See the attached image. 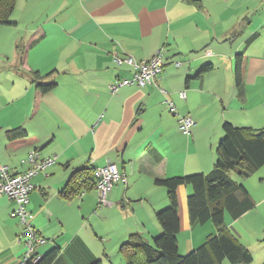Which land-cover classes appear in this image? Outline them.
<instances>
[{
    "label": "crops",
    "instance_id": "1",
    "mask_svg": "<svg viewBox=\"0 0 264 264\" xmlns=\"http://www.w3.org/2000/svg\"><path fill=\"white\" fill-rule=\"evenodd\" d=\"M241 5L239 0L15 1L11 23L0 28V163L22 172L29 166L22 160L32 150L56 156L33 176L27 204L33 226L45 238L39 254L59 247L53 264H115L114 255L131 234L152 243L162 233L157 212L169 199L158 179L210 172L225 121L264 127V43L249 44L253 36H246L257 21L243 19L250 13L257 19V8L247 5L242 18ZM159 51L164 65L157 83L111 92L110 84L133 73L129 65L117 66L114 54L148 60ZM238 53L247 61L241 86L235 83ZM208 63L212 68L194 77L199 68L193 67ZM35 80L55 85L41 93ZM183 90L186 99L180 97ZM186 114L197 122L191 136L179 129ZM18 127L35 138L9 145L7 131ZM108 162L128 177L127 185L109 192L108 204H99L96 188L62 196L75 171ZM192 190L177 189L182 255L218 232L214 223H191ZM16 207L0 196V264L23 257ZM248 213L230 216V222L225 217V223L231 228ZM125 263L122 255L119 264Z\"/></svg>",
    "mask_w": 264,
    "mask_h": 264
},
{
    "label": "trees",
    "instance_id": "2",
    "mask_svg": "<svg viewBox=\"0 0 264 264\" xmlns=\"http://www.w3.org/2000/svg\"><path fill=\"white\" fill-rule=\"evenodd\" d=\"M15 1L0 0V28L4 24L11 23L9 19ZM246 64L244 53H238L235 59L237 86H241L244 82ZM210 68H212L210 63L202 65L194 77L202 76ZM36 73H34L35 77ZM54 85V82L36 81V87L41 93L51 90ZM223 129L224 136L217 146L212 171L157 180L167 188L169 199V205L157 212V219L163 231L152 243L146 241L141 234H131L120 246L125 264H222L225 259L231 264H247L253 261L248 248L225 223V217L229 213L236 220L255 207V202L246 193L244 184L237 182L230 172L235 170L241 176H248L264 165V127L253 129L225 121ZM34 138L35 136L29 134L24 127L7 131L8 144L12 146ZM95 170L92 167H84L75 171L61 191L62 196L73 198L83 191L96 188ZM181 185H191L193 189L187 197L191 223L212 222L218 228L217 233L209 235L202 245L186 255L180 253L178 246L181 224L177 189ZM59 254V247H54L42 255L37 263L29 261L28 264H53ZM93 264L103 263L96 261Z\"/></svg>",
    "mask_w": 264,
    "mask_h": 264
},
{
    "label": "built area",
    "instance_id": "3",
    "mask_svg": "<svg viewBox=\"0 0 264 264\" xmlns=\"http://www.w3.org/2000/svg\"><path fill=\"white\" fill-rule=\"evenodd\" d=\"M113 60L119 67L129 65L133 68L132 77L118 79L110 84V90L114 94L122 85L135 84L144 87L148 84L157 83L164 65L161 51L148 60H138L132 55L120 53L114 54ZM162 91L165 92L164 89H162ZM179 93L181 98H187L185 90ZM167 104L171 112L177 111V107L172 101L168 100ZM196 123L192 115H181L179 118V129L183 134L191 136ZM55 159L56 156L42 157L39 151L32 150L22 160L29 165L25 171L18 172L11 170L8 165L0 163V196L5 195L16 202L17 207L14 214L23 225L24 252L22 260L17 264H28L29 261L37 263L42 257V255L37 252V246L44 243L45 238L41 236L33 226L32 217L27 209V204L29 195L35 188L32 183L33 176L53 164ZM95 176L97 178L96 189L99 194L100 205L108 204V194L115 185H127L128 183L127 174L113 162H108L106 165L96 168Z\"/></svg>",
    "mask_w": 264,
    "mask_h": 264
},
{
    "label": "rangeland",
    "instance_id": "4",
    "mask_svg": "<svg viewBox=\"0 0 264 264\" xmlns=\"http://www.w3.org/2000/svg\"><path fill=\"white\" fill-rule=\"evenodd\" d=\"M239 1L242 4V18L249 13L245 9L247 5H252L251 7L256 6L257 8V19L254 18V14L251 15V13L248 16V19H243L247 23L251 21V19L254 23L257 21V28L251 34L246 36L247 39L253 36L252 40L249 41V44L254 43L253 46H256L262 42L264 43V0ZM257 6H259V9ZM247 45L248 42L242 40V48H245ZM195 68H200V65L198 67H193V69ZM258 129L260 128L258 127ZM230 175L237 182L244 184L247 191L246 193H248L255 202V207L249 210V213L243 219L237 220V222L233 224V227H231L232 231L238 237L239 241L248 248L253 256V261L247 264H262L264 262V165L248 176H241L235 170L231 171ZM230 216L231 215L227 213L226 218L228 222H230ZM208 224L214 226L212 222H208ZM121 259L122 254L120 252L116 253L113 257L115 264L121 263ZM222 264L231 263L226 259Z\"/></svg>",
    "mask_w": 264,
    "mask_h": 264
}]
</instances>
